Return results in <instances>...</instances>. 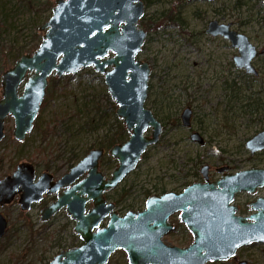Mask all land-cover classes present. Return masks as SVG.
Listing matches in <instances>:
<instances>
[{"label": "rangeland", "instance_id": "obj_1", "mask_svg": "<svg viewBox=\"0 0 264 264\" xmlns=\"http://www.w3.org/2000/svg\"><path fill=\"white\" fill-rule=\"evenodd\" d=\"M142 1L145 14L140 27L147 38L137 59L150 62L146 106L162 121L164 131L137 169L111 193L128 192L126 203L132 206L117 208L122 215L145 207L146 190L162 194L163 186L166 191L180 192L184 176L189 182L200 181L203 164L211 166L212 180L220 176L215 169L222 165H228L232 173L264 168V151L252 155L245 147L246 140L264 129V0ZM55 6V0H0V99L3 72L14 66L16 58L33 55L39 48L47 32L39 28L52 17ZM210 20L230 23L257 46L258 77L235 67L233 57L238 50L228 40L205 32ZM110 100L116 105L104 76L93 67L75 75L53 72L48 77L45 104L23 142L13 136L14 118H6L0 141V180L23 162L33 163L37 176L47 170L57 179L93 148L104 147L108 152L106 140L118 129ZM187 107L193 110L190 127L181 122ZM193 132L202 134L204 145L191 142ZM116 166L117 161L106 154L100 170L109 177ZM195 171L198 176L193 175ZM259 196L264 197V188L254 195L238 193L233 202L238 214H252L249 203ZM55 198L46 197L27 212L16 200L0 207L9 222L0 239V264H48L62 249L77 243L75 222L65 210L48 222L40 221V210ZM170 222L175 229L164 241L180 248L189 246L193 236L179 213ZM240 260L264 264V244H250L229 261L207 264H239ZM107 264H129L126 252H114Z\"/></svg>", "mask_w": 264, "mask_h": 264}, {"label": "water", "instance_id": "obj_2", "mask_svg": "<svg viewBox=\"0 0 264 264\" xmlns=\"http://www.w3.org/2000/svg\"><path fill=\"white\" fill-rule=\"evenodd\" d=\"M144 12L142 0H56L52 17L40 27L47 32L39 48L33 55H22L2 74L0 141L8 116L14 118L13 135L18 141H24L32 131L53 72L58 76L77 74L89 67L104 76L118 106L116 114L130 134L126 142L109 150L118 161L109 178L99 170L105 149L94 148L56 181L49 171L37 178L30 162L18 164L13 174L0 180V205L11 203L19 194L22 209L29 210L44 193H57V200L41 210V220H49L66 207L76 221L74 231L83 245L61 251L50 264H106L117 250L126 252L129 264H207L228 261L244 246L264 244V197L249 203L253 211L249 216L238 215V207L231 205L238 193L254 195L264 188V168L232 173L224 165L215 169L220 178L210 181L211 166L204 164L200 168L204 182L192 183L182 192L151 195L143 210H131L123 216L107 201L105 192L116 189L136 169L163 132L160 120L145 106L150 63L137 60L147 37L139 27ZM205 32L227 39L238 49L233 57L236 68L259 74L253 64L257 47L245 34L217 20L209 21ZM191 117L190 108L182 112L185 127L190 126ZM190 140L205 144L199 132H193ZM245 147L252 155L264 151V129L249 138ZM89 202L93 206L87 211ZM177 212L193 235V242L184 248L163 240L174 229L169 219ZM7 226L0 214V238ZM239 264L249 263L240 260Z\"/></svg>", "mask_w": 264, "mask_h": 264}, {"label": "trees", "instance_id": "obj_3", "mask_svg": "<svg viewBox=\"0 0 264 264\" xmlns=\"http://www.w3.org/2000/svg\"><path fill=\"white\" fill-rule=\"evenodd\" d=\"M18 58H16L15 60H17ZM111 101V100H110ZM45 103H43L42 105H44ZM111 106L113 108V115L115 117V121L118 125V129H117V132L115 134H113L112 136H110L107 140H106V147H109L111 148L113 145L115 144H119V143H123L125 140H127V137L129 136V133L127 132L125 126L122 124V121L117 117L116 115V110H115V103H113L111 101ZM175 125H177L179 123V119L177 118L175 120ZM36 125V124H35ZM104 148V147H103ZM111 161V158L108 162ZM73 165H71L70 167H72ZM195 176H198V173L197 171L194 172ZM183 180L185 181V183L183 184V188H185L186 186H188L189 184H191L192 182H189L188 179H187V176H184L183 177ZM124 189V188H123ZM162 193L166 192L165 188L162 186V188H160ZM116 191V190H115ZM114 192V191H113ZM111 193L112 192H109L106 194L107 198L110 199L111 197L114 199V202L116 204V207L117 208H120L121 210L124 209V208H127V207H130L132 206L131 203L130 204H127L126 203V198H127V195H128V192L126 191V193H117L116 196H111ZM115 193V192H114ZM124 194V195H123ZM153 192L151 190H146L145 191V195L146 197L148 198L150 195H152ZM146 200V199H145ZM145 204V203H144ZM144 206V205H143ZM73 237L75 238V240H77V243H73L72 246H75L77 244H79V239L73 235ZM223 264H227V263H223Z\"/></svg>", "mask_w": 264, "mask_h": 264}, {"label": "bare ground", "instance_id": "obj_4", "mask_svg": "<svg viewBox=\"0 0 264 264\" xmlns=\"http://www.w3.org/2000/svg\"><path fill=\"white\" fill-rule=\"evenodd\" d=\"M142 18H143V17H141L139 21H141ZM244 73H245V72H244ZM245 74L248 75V76L258 77V75L247 74V73H245ZM74 75H75V74H74ZM42 104H43V102H42ZM42 104H41V105H42ZM187 108H190V107H187ZM187 108H185V109H187ZM185 109H184V110H185ZM190 109H191V108H190ZM184 110H183V111H184ZM191 110H192V109H191ZM183 111H182V112H183ZM181 114H182V113H181ZM147 133H148L149 135H151V130H148ZM248 140H249V139H248ZM246 142H247V140H246ZM15 169H16V168H15ZM15 169H14V171H15ZM14 171H13V172H14ZM13 172H12V174H13ZM10 175H11V174H10ZM7 176H8V175H7ZM49 196H52V194L44 193L42 199H41L39 202H36V203H40L42 200H44L46 197H49ZM19 198H20V195H19V194H16L14 200H13L11 203H6V204H4V205H0V207H3V206H5V205H10V204H12V203L16 200L17 203L20 205L21 210L27 212V211L31 210V208H32V206H33L34 204H36V203H33L32 206H31V208H30L29 210H23L21 204H20L19 201H18ZM56 200H57V198H55L51 203H49L48 205L44 206L43 208H45V207L51 205V204H52L53 202H55ZM43 208H42V209H43ZM42 209H41V210H42ZM41 210H40V221H41V222H48L49 220H51L54 216H56L59 212H61V211H63V210H65V212L67 213L66 207H64V208H62L61 210L57 211L54 215H52L51 218H50L49 220H47V221H42V220H41V217H42V216H41ZM0 214L2 215L1 212H0ZM67 214H68V213H67ZM68 215H69V214H68ZM2 216L6 219L7 223H9V222H8V219H7L4 215H2ZM69 216H70V215H69ZM70 218H71V216H70ZM71 219H72V218H71ZM72 220H73V219H72ZM73 221L75 222V226H76V221H75V220H73ZM75 226H74V228H75ZM74 228H73V233H74L73 235L76 236V237L79 239V244H77V245H75V246L70 245V247H68L67 249H62L61 251H63V250H69V249H71V248H76V247H80L81 245H83L84 241L80 238V235L77 234V233L74 231ZM4 236H5V234H4ZM4 236H3V237H4ZM3 237H1L0 239H2ZM76 242H77V240H76ZM61 251H60V252H61ZM60 252H59V253H60ZM59 253H58V254H59ZM58 254H57V255H58ZM55 256H56V255H55ZM55 256H54V257H55ZM54 257H53V258H54ZM53 258L49 261L48 264H50V262L53 260Z\"/></svg>", "mask_w": 264, "mask_h": 264}, {"label": "flooded vegetation", "instance_id": "obj_5", "mask_svg": "<svg viewBox=\"0 0 264 264\" xmlns=\"http://www.w3.org/2000/svg\"><path fill=\"white\" fill-rule=\"evenodd\" d=\"M258 53H259V50H258ZM258 53H257V56H258ZM256 56V57H257ZM256 59V58H255ZM253 63H254V61H253ZM235 65V64H234ZM255 65V64H254ZM236 67V66H235ZM256 67V66H255ZM257 69V68H256ZM258 70V69H257ZM258 72H259V74H258V76L260 75V71L258 70ZM155 114V113H154ZM156 115V114H155ZM157 116V115H156ZM158 117V116H157ZM192 117H193V110H192ZM192 117H191V124H192ZM181 120H182V118H181ZM162 122V121H161ZM191 124H190V126H191ZM189 126V127H190ZM200 133V132H199ZM201 134V133H200ZM202 135V134H201ZM91 206V204H88V207H90Z\"/></svg>", "mask_w": 264, "mask_h": 264}, {"label": "snow or ice", "instance_id": "obj_6", "mask_svg": "<svg viewBox=\"0 0 264 264\" xmlns=\"http://www.w3.org/2000/svg\"><path fill=\"white\" fill-rule=\"evenodd\" d=\"M261 239H264V237H261Z\"/></svg>", "mask_w": 264, "mask_h": 264}]
</instances>
